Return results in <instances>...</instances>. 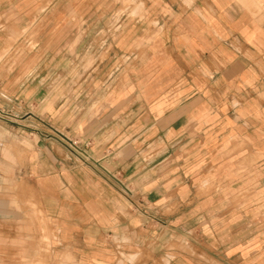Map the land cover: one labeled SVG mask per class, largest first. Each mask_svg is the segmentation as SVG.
<instances>
[{"label":"crops","instance_id":"1","mask_svg":"<svg viewBox=\"0 0 264 264\" xmlns=\"http://www.w3.org/2000/svg\"><path fill=\"white\" fill-rule=\"evenodd\" d=\"M0 264H264V0H0Z\"/></svg>","mask_w":264,"mask_h":264},{"label":"rangeland","instance_id":"2","mask_svg":"<svg viewBox=\"0 0 264 264\" xmlns=\"http://www.w3.org/2000/svg\"><path fill=\"white\" fill-rule=\"evenodd\" d=\"M93 61V58H89V61H88V63H90V62H92Z\"/></svg>","mask_w":264,"mask_h":264}]
</instances>
